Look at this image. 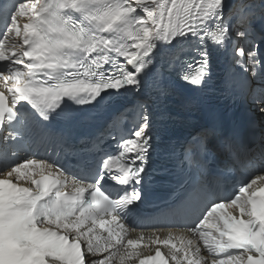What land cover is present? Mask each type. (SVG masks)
<instances>
[{
    "label": "snow or ice",
    "instance_id": "snow-or-ice-1",
    "mask_svg": "<svg viewBox=\"0 0 264 264\" xmlns=\"http://www.w3.org/2000/svg\"><path fill=\"white\" fill-rule=\"evenodd\" d=\"M221 59L264 112V0H0V264H264V131L202 127L153 163L179 119L157 102ZM145 221L190 235L141 258Z\"/></svg>",
    "mask_w": 264,
    "mask_h": 264
},
{
    "label": "bare ground",
    "instance_id": "bare-ground-1",
    "mask_svg": "<svg viewBox=\"0 0 264 264\" xmlns=\"http://www.w3.org/2000/svg\"><path fill=\"white\" fill-rule=\"evenodd\" d=\"M23 20H25V19L22 18V19L20 20V22L23 21Z\"/></svg>",
    "mask_w": 264,
    "mask_h": 264
}]
</instances>
